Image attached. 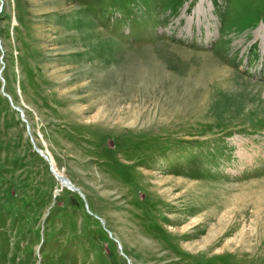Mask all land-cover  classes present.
<instances>
[{"label":"rangeland","instance_id":"1","mask_svg":"<svg viewBox=\"0 0 264 264\" xmlns=\"http://www.w3.org/2000/svg\"><path fill=\"white\" fill-rule=\"evenodd\" d=\"M0 264H264V0H0Z\"/></svg>","mask_w":264,"mask_h":264},{"label":"water","instance_id":"2","mask_svg":"<svg viewBox=\"0 0 264 264\" xmlns=\"http://www.w3.org/2000/svg\"><path fill=\"white\" fill-rule=\"evenodd\" d=\"M7 97H8V99H10L8 95H7ZM15 108L18 109V111L20 112V116H23L22 110L20 108H18V107H15ZM37 151L47 161V158L41 152H39V150H37ZM50 171L53 173V175H55L57 177V179L60 181L61 185H64L66 187H69L73 191H77V192L80 193V191L78 190V188L76 186H74L66 177L60 175L57 170L53 169L51 167V164H50Z\"/></svg>","mask_w":264,"mask_h":264},{"label":"bare ground","instance_id":"3","mask_svg":"<svg viewBox=\"0 0 264 264\" xmlns=\"http://www.w3.org/2000/svg\"><path fill=\"white\" fill-rule=\"evenodd\" d=\"M39 150V152H41L46 158H47V162L48 163H50L51 164V167H52V160H51V158H50V155H47V153H44L42 150H40V149H38ZM54 169V168H53ZM53 174V173H52ZM61 175V174H60ZM63 176V175H62ZM54 177L57 179V177L54 175ZM65 177V176H64ZM57 181L60 183V181L57 179ZM60 185H61V183H60ZM61 186H64V185H61ZM64 187H66V186H64ZM68 189H70V190H72L71 188H69V187H67ZM115 195V194H114Z\"/></svg>","mask_w":264,"mask_h":264}]
</instances>
